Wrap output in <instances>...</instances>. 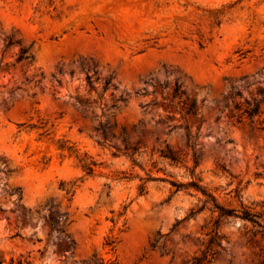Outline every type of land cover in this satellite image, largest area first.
Wrapping results in <instances>:
<instances>
[{"label":"rangeland","instance_id":"obj_1","mask_svg":"<svg viewBox=\"0 0 264 264\" xmlns=\"http://www.w3.org/2000/svg\"><path fill=\"white\" fill-rule=\"evenodd\" d=\"M21 47L31 63H15ZM263 88L264 0H0V264H195L217 213L172 182L198 178L227 207L264 200ZM251 96L252 121L233 109ZM219 224L208 264H255L264 239Z\"/></svg>","mask_w":264,"mask_h":264},{"label":"trees","instance_id":"obj_2","mask_svg":"<svg viewBox=\"0 0 264 264\" xmlns=\"http://www.w3.org/2000/svg\"><path fill=\"white\" fill-rule=\"evenodd\" d=\"M9 44L10 42L7 44V46ZM33 59H34L33 54L30 53L28 49L21 47L15 58V63H19V62L31 63ZM92 72L95 73V70L92 69ZM91 77L92 75L86 73L85 78L87 85L89 86L90 89H93ZM25 80L29 81L28 78H26ZM165 87L169 89V96L172 99H176L178 103H180L181 111H183L184 114L189 118L195 119L199 113L197 108V102L194 98H189L188 94L186 93V90L183 88L182 83L179 82L178 80H175L172 85H165ZM109 88L115 90L116 86L111 84L109 79H105L103 82L102 91H106ZM257 93L260 96H262L264 94V88L259 89ZM118 100H120L122 103H126L127 97L120 95L118 97ZM75 102L79 106H83V107H88L90 105L88 98L83 99L77 96L75 97ZM261 103L262 100H258L256 97L251 96L250 98H244L242 102H234L233 109L237 110L239 117H244L252 121L253 117L258 115V113L260 112ZM164 108L167 107L164 106ZM185 128H186V142L191 149V159L193 166L195 168V166H197L198 164V156H199L198 151L194 148L196 144L195 141L198 137V133L196 132L193 135H191L187 125H185ZM103 132H104L103 126H101V133L103 134ZM59 149H61L62 151L67 150L70 154H74L77 158H79V162H81L82 169L87 174L92 173L93 166H95V163L92 160L88 161L90 157H88L86 154L80 156L77 150L73 149L71 145L65 146L61 144L59 146ZM133 150L136 151L137 148L134 147ZM160 155L164 158L169 159L172 162L179 161V157L177 156V154L170 148H166L165 151H161ZM194 168L191 171L192 176H193ZM199 181L200 179L197 178V179H192L187 183L172 182V185L176 187V190H179L181 187H193L201 192V194L204 196V199L202 200L201 206L195 212H198L201 209L208 207L211 212L217 213V217L212 222L211 229L206 233L207 240L205 242L204 248L200 251V255H196L193 257V262L195 264L210 263L216 253L214 247L220 246L221 241L226 240L225 234L220 231L219 219L221 218L240 219L251 225L250 229L253 237L259 234L260 238L264 239V200L251 203V205H245L242 202H240V208L227 207L220 204L217 201L216 196L204 185H201ZM139 191L140 193L144 191L143 185L140 187ZM16 192H17L16 201H20L21 193L20 191H16ZM50 224L52 225V222H50ZM252 243L257 244V241L252 239ZM107 244L109 245L110 243ZM257 256L258 259L255 264H264V248H259L257 252ZM19 264L21 263L19 262Z\"/></svg>","mask_w":264,"mask_h":264}]
</instances>
